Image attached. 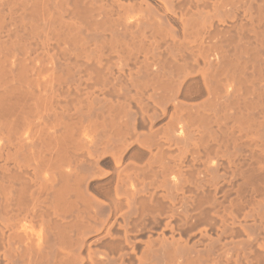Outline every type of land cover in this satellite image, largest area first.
Returning a JSON list of instances; mask_svg holds the SVG:
<instances>
[{"label":"bare ground","instance_id":"6f19581e","mask_svg":"<svg viewBox=\"0 0 264 264\" xmlns=\"http://www.w3.org/2000/svg\"><path fill=\"white\" fill-rule=\"evenodd\" d=\"M0 264H264V0H0Z\"/></svg>","mask_w":264,"mask_h":264}]
</instances>
